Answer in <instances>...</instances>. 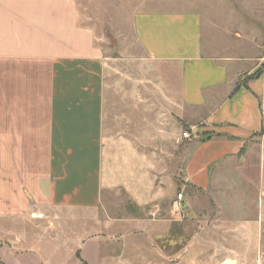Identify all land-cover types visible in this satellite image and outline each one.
<instances>
[{
    "label": "crops",
    "instance_id": "crops-1",
    "mask_svg": "<svg viewBox=\"0 0 264 264\" xmlns=\"http://www.w3.org/2000/svg\"><path fill=\"white\" fill-rule=\"evenodd\" d=\"M234 1L240 14L230 12L232 49L217 55L204 52L197 10L155 6L132 16L160 90L192 128L178 165V153L161 164L139 141L150 134H137L128 97L107 98L106 55L92 28L79 23L75 0H0V217L79 211L84 225L108 227L102 213L118 233H130L137 207L150 214L167 199L168 213L183 218L173 193L177 175L201 193L227 167L260 190L264 0ZM214 13L209 24L219 31ZM239 77L247 81L239 84ZM156 136L175 146L181 138L162 128Z\"/></svg>",
    "mask_w": 264,
    "mask_h": 264
},
{
    "label": "rangeland",
    "instance_id": "rangeland-1",
    "mask_svg": "<svg viewBox=\"0 0 264 264\" xmlns=\"http://www.w3.org/2000/svg\"><path fill=\"white\" fill-rule=\"evenodd\" d=\"M75 2L79 23L92 28L95 44L106 55L107 98L130 99L129 113L131 107L135 109L136 125L141 128L137 134H150L138 139L149 145V151L157 152L153 160L163 164L178 153L177 164L184 162L192 137L190 122L181 120L174 103L160 90L151 62L133 36L132 16L155 6L197 10L203 17L204 52L217 55L225 53V48L232 49L230 12L233 16L240 14L238 1ZM214 11L223 24L219 31L209 24ZM246 81L239 77V84ZM161 128L169 135L178 131L181 138L177 146L156 136ZM184 131L190 136L183 137ZM217 174L209 190L201 193L177 175L173 193L182 195L183 218L168 213L167 199L161 207H152L150 214L137 207V224L130 233H118L117 222L103 219L102 213L100 222L107 220L108 227L94 222L84 225L79 211L46 210L25 218L0 217V264H264V162L263 184L257 191L243 184L232 169L225 167ZM85 239L91 240L82 245Z\"/></svg>",
    "mask_w": 264,
    "mask_h": 264
},
{
    "label": "built area",
    "instance_id": "built-area-1",
    "mask_svg": "<svg viewBox=\"0 0 264 264\" xmlns=\"http://www.w3.org/2000/svg\"><path fill=\"white\" fill-rule=\"evenodd\" d=\"M182 136H183V137H189V136H190V133L187 132V131H184V132L182 133ZM176 197H177V199H176L177 201H181V197H182L181 193H178Z\"/></svg>",
    "mask_w": 264,
    "mask_h": 264
}]
</instances>
